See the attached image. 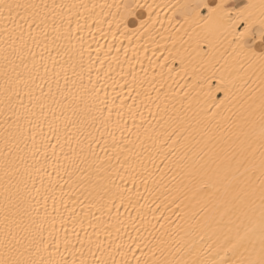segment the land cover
Segmentation results:
<instances>
[{
	"label": "snow or ice",
	"instance_id": "6c2138e0",
	"mask_svg": "<svg viewBox=\"0 0 264 264\" xmlns=\"http://www.w3.org/2000/svg\"><path fill=\"white\" fill-rule=\"evenodd\" d=\"M75 7L57 0H0L4 45L0 47V78L4 81L0 89V264H132L130 259L118 262L112 256L111 223L103 226L108 242L100 240L103 217L125 223L121 208L136 212V217H128L134 225L139 221L140 229L153 230L147 243L134 239L135 248L128 245L135 264H264V0H187L172 6L190 51L188 57H180L178 68L168 64L161 67H167L170 74L189 75L191 65L192 79L186 81L181 97L188 101L183 116L178 113L174 120L170 118L158 134L156 129L137 123L134 104L128 105L126 120L124 101L117 107L115 99H109L100 74L105 60L100 59L99 47L93 58L78 18L73 28L71 9ZM122 7L127 15L118 27L148 36V25L155 23L151 11L149 20L141 19L137 28L129 29L128 23L136 22L125 23L127 17L141 6ZM176 18L174 14L172 19ZM110 72L111 65L105 76ZM254 78L259 80V95L252 86ZM124 87L129 88V95L136 92L134 101L139 99L135 87L127 83ZM188 89L197 93L192 100ZM237 102L239 108L233 111ZM140 118L144 120L143 113ZM133 129L138 139L143 136L138 152L129 147ZM163 145L168 148L161 155L159 147ZM176 146L182 153L174 161L177 175L192 185L190 199L200 207L177 211L175 227H181V217L192 231L207 227L200 217L209 205L221 219L238 207L237 201L245 214L250 211L255 215L252 177L259 173L258 246L245 237L236 242L225 238L213 254L202 255L193 245L187 259L165 255L167 231L155 234L159 230L146 218L144 205L137 207L146 198L128 184L135 187L140 177L147 190L143 174L152 176L153 167L159 170L157 158L169 161V157H176ZM61 172L69 177L84 173L77 177L83 201L79 196L66 198L62 187L57 196ZM183 195L182 187H178L172 203ZM148 211L153 219H159L150 206ZM161 217L167 219L162 213ZM121 247L117 244L115 250ZM181 251L178 249L176 255Z\"/></svg>",
	"mask_w": 264,
	"mask_h": 264
},
{
	"label": "bare ground",
	"instance_id": "6f19581e",
	"mask_svg": "<svg viewBox=\"0 0 264 264\" xmlns=\"http://www.w3.org/2000/svg\"><path fill=\"white\" fill-rule=\"evenodd\" d=\"M47 2L51 3V0H47ZM185 2H187V0H57V3L74 4L77 6L71 9L73 15V28H75V20L78 18L86 47L87 45H91L90 51L93 58L97 56V48L99 47L100 59L105 60L100 74L103 82H105L109 99L111 100L114 98L117 107L120 106L122 100L124 101L123 112L125 113L124 119L126 120L128 119V105L134 104L132 112L136 115L137 123H142L144 127L156 129L157 134L162 132L163 128L166 127L165 122L169 121L170 118L174 120L178 113L183 116L184 110L187 108L188 104V101L182 100L181 97L185 91L184 85L186 81L191 82L192 79L190 76L191 65H189V75H185L184 73L177 74L176 72L170 74L167 67H161V65L168 64L169 66L178 68L180 57H188V52L190 50L184 45V41L187 37L184 36V29L177 23L179 16L172 7ZM124 4L141 6L135 9L133 15L127 17L125 23L132 20L136 22L135 24L128 23L129 29L137 28L141 19L149 20V12L151 11L152 21L155 23L148 25L150 28L148 36H141L140 33L133 31L126 32L122 26L118 27L121 18L127 15V10L122 7ZM81 5H83V7H80ZM68 12V9L64 10L65 15H68ZM138 13H143V15H138ZM174 14L177 17L176 19H172ZM109 22H111V26ZM2 40L3 38L0 37V47L4 46ZM173 41L176 42L174 47ZM117 49H119V51H117ZM125 50L127 52L126 55ZM113 56L116 57L115 60L112 58ZM173 57H175V59H173ZM185 63H188L187 59ZM2 65L3 60L0 58V66ZM109 65H111V72L105 76V73L109 71ZM95 67L99 68V63H97ZM0 70H2V68H0ZM85 79H87V76H85ZM95 79L96 73L94 70L93 80ZM254 81L252 86L256 88V93L259 95V80L254 78ZM126 83L130 87H135L137 91L140 92L139 99L135 101L133 99L136 96V92H132L131 95H129V88L124 87ZM3 84L4 81L0 78V89L3 88ZM161 86H163L162 91ZM97 87H100V84H97ZM238 88L239 85L237 90ZM188 91L190 93V100L196 97L197 93L195 90L188 89ZM165 93L167 94V100L165 99ZM2 99L3 97L0 96V100ZM193 103L195 106V101H193ZM182 104L184 105V109L181 108ZM2 107L3 105L0 104V108ZM237 108H239V102H237L235 106H232V110L235 111ZM225 111L226 114H231L227 112V110ZM140 113H143V121H141ZM113 117L115 118V112L113 113ZM2 120L3 117L0 116V121ZM157 121H159V124ZM131 126V121H129V127ZM141 132H143V128H141ZM125 135H128V133L125 132ZM193 135H196V133H193ZM117 136H119V133H117ZM197 138L199 137L197 136ZM130 139L132 144H130L129 147L138 152L143 136L138 139L135 135V129H133V134ZM163 139L164 136L161 135L160 141ZM160 141H157L158 145ZM146 143H151V141H147ZM0 146H2V139H0ZM176 147L178 150V155L176 157H169V161H163L157 158L156 164L159 165V170L153 167L152 176L143 174V180L147 183V190L145 184L141 182L140 177H137L135 187L131 183L128 184V187L133 188L134 192L138 189L146 198L141 199L137 207L144 205V214L146 218L151 220L152 223L156 225V229L159 230V232L155 234L160 235L165 230L167 231L168 235L164 236L165 244L163 245L166 249L165 255L171 253L170 258L187 259L189 258L187 255L188 249L193 245H195L196 251H199L202 255L213 254L216 249L223 244L225 238H228L232 242H236L241 237H245L246 241L256 243L258 246L259 173L252 177V186L256 190L254 197L257 206L255 215L250 211L245 214V210L239 207V201H237L238 207L231 211H227L223 219H221L219 213L209 205L204 208L200 217L203 221L207 222V227L197 228L195 231H192L185 224L183 217L179 218L181 227H175L178 220L176 212L179 211L183 213L192 205H196V201L190 199L192 185L189 184L187 179L177 175L174 161L178 159L179 155L182 153L179 152V146ZM167 148V145L159 147L161 155L167 151ZM201 155H203V153H201ZM196 159H199V157H196ZM49 171L52 170L49 169ZM242 171L243 169H241V172ZM83 175V172H78L72 177H69L61 172L56 189L57 196L60 195L62 187L63 192L67 194L66 198L70 197L75 199L76 196H79L80 200L83 201L84 195L80 194L82 189L77 179V177ZM161 176H163V181H161ZM173 176H177L176 180L172 179ZM53 179H57L55 172H53ZM181 180H183V185H181ZM178 187H182L185 195L181 196V199L173 204L172 199L177 194ZM218 187H220V185H218ZM221 191H223L222 187ZM85 195H87V193H85ZM213 203H215V201H213ZM177 204L180 205L179 209L176 207ZM70 206L72 205L70 204ZM149 206L155 211V216L159 219H153L152 213L148 211ZM158 206L159 210H157ZM196 206L197 208L200 207V205ZM49 207H51V201H49ZM77 211H80L78 205ZM221 211H223V209H221ZM120 212L122 218L125 219L123 225L115 220L110 222L108 216L103 217L100 221V240L105 243L108 242L109 237L103 231V226L111 223L110 230L112 234L110 239L112 242V256L118 262H122L124 259H130L132 260V264H135L133 253L128 250V245L132 244V247L135 248V244L132 243L134 239L137 240V242L147 243L148 240L152 239L149 232L153 230L151 228L140 229L139 221L134 225L133 222L128 219L129 215H131V217H136V212L131 208L127 211L121 208ZM161 213L163 217L167 219H163ZM96 215L99 216L100 213H96ZM161 224L164 225L163 229H161ZM68 227L71 229L72 225L69 224ZM117 229H119V232H117ZM250 229L254 230L249 231ZM89 232H91V229H89ZM81 235H83V233H81ZM201 237H203V240H201ZM93 239L95 240V236H93ZM117 244L122 246L120 251L115 250ZM178 249H182L179 256L176 255ZM61 251H63V246H61ZM243 251L244 249L240 250L241 253ZM120 252H123L125 255L121 256ZM85 253L87 258L91 260L92 257L91 254L87 252V248H85ZM97 255H100V253H97ZM104 255L107 257V250ZM135 255L139 256V251H136ZM159 255L160 253L158 251L157 256ZM239 255L240 253L237 254V258H239ZM80 258L81 257L77 256V259Z\"/></svg>",
	"mask_w": 264,
	"mask_h": 264
},
{
	"label": "rangeland",
	"instance_id": "374dc122",
	"mask_svg": "<svg viewBox=\"0 0 264 264\" xmlns=\"http://www.w3.org/2000/svg\"><path fill=\"white\" fill-rule=\"evenodd\" d=\"M219 95V94H218Z\"/></svg>",
	"mask_w": 264,
	"mask_h": 264
}]
</instances>
